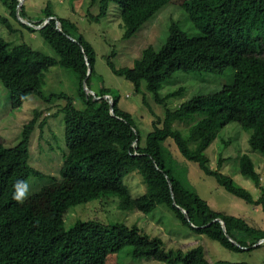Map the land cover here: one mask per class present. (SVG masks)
Segmentation results:
<instances>
[{"label": "trees", "instance_id": "16d2710c", "mask_svg": "<svg viewBox=\"0 0 264 264\" xmlns=\"http://www.w3.org/2000/svg\"><path fill=\"white\" fill-rule=\"evenodd\" d=\"M0 1L10 17L29 32L37 31L56 53V57L50 56L24 42L11 43L0 38V83L8 91L10 106L20 107L31 95L46 101L43 74L57 65L75 74L77 94L83 103V108H76L71 97L60 94L67 101L61 109L66 152L60 176L43 188L46 214H37L29 205L12 198L16 180L26 181L31 173L40 175L29 165L28 158L30 135L43 113L41 108L33 109L16 144L5 146L0 140V264H104L107 254L120 251L133 259L157 264H210L202 244L187 252L165 249L159 236H151L135 224L86 219L64 227V215L71 206L107 195L129 198L123 179L133 171L141 174L145 184V191L131 198L134 215L164 206L181 224L229 250L247 249L264 239L263 229L241 217L211 209L197 193L185 187L183 177L177 175L176 167L169 165L170 159L163 153V142L172 138L182 157L197 163L227 192L259 205L264 214V184H260L249 156L239 155L238 166L240 174L259 188L255 199L234 185L228 175L211 169L205 153L218 130L236 121L250 131L249 147L264 155V0H184L180 7L196 33L188 34L171 22L162 44L158 48L151 44L144 47L131 67H118L112 61V53L107 56L106 64L112 73L131 81L136 93L144 82L158 103L180 92L157 95L163 80L176 70L222 73L227 67L233 69L232 82L220 90L196 94L173 109L165 107L163 118L152 121L144 144L140 143L132 115L118 107V96L110 88L101 86L96 91L90 86L95 51L82 35L70 33L65 20L47 9L42 17L22 23L18 16H27L23 6L18 8L19 0ZM168 1L91 0L98 11L90 18L99 20L109 4L118 5L125 25L121 38H129ZM46 18L47 23L42 25ZM0 25L9 33L16 32L7 16L0 15ZM83 81L88 91L84 90ZM143 102L148 105L145 98ZM195 113L201 118L186 135L174 127ZM44 122L40 120L38 125ZM111 208L113 203L108 207ZM212 264L248 263L220 260Z\"/></svg>", "mask_w": 264, "mask_h": 264}, {"label": "rangeland", "instance_id": "374dc122", "mask_svg": "<svg viewBox=\"0 0 264 264\" xmlns=\"http://www.w3.org/2000/svg\"><path fill=\"white\" fill-rule=\"evenodd\" d=\"M183 1L169 0L131 37L124 39L121 35L125 25L118 5L114 3L109 4L102 18L92 20L90 15H95L98 8L96 5H91V0H19L18 8L23 6L27 17L24 19L18 16V18H21L20 22L27 24V19L36 20L42 17L47 9L65 20L64 26L70 29V33L82 35L95 51L94 73L89 81L90 86L96 91L101 86L110 88L118 96V107L132 115L139 132L140 143L144 144L146 135L152 130V121L159 117L163 118L165 107L173 109L196 94L218 91L224 85L230 84L233 79L231 67H227L222 73L205 70H176L163 80L157 95L165 97L174 91L180 92L174 96L165 97L163 103H158L155 101V94L145 89L144 82L141 84V91L136 93L131 81L111 72L106 64L107 56L112 53V61L118 67H131L144 47L151 44L158 48L162 44L168 35L171 22H175L179 29L188 34L196 33L180 7ZM0 15L7 16L12 27L16 29L15 33H9L4 26L0 25V38L11 43L24 42L34 49L56 57V53L37 31L29 32L10 17L1 1ZM47 21L45 20L44 23ZM56 24L60 29L61 24L58 21ZM43 75V92L48 99L38 101L34 99L35 95H31L18 108L10 106L8 91L0 83V140L5 146H12L18 142L21 128L31 119L34 108L40 107L41 113L43 112L38 117V122L30 135L28 158L29 165L40 175L29 174L26 182L30 184L32 192L21 203L29 205L37 214L47 213L43 188L51 183L52 179L60 176L59 171L66 152L63 132L64 113L61 109L67 101L60 94L64 93L71 97L74 107L83 108L82 100L77 94V80L70 69L57 65L44 71ZM143 98L148 102L147 106ZM46 111L51 113L48 114ZM200 118L201 115L195 113L186 121L175 123L174 127L186 135L189 127ZM40 120L45 121L42 126L38 125ZM249 133L250 131L243 129L238 122L230 121L218 130L205 153L211 169H218L221 173L228 175L234 185L244 188L255 199L259 196V188L251 179L240 174L238 166L239 155L247 154L259 174L260 184H264V155L249 147ZM163 153L170 159L169 165L176 167L177 175L183 177V185L197 193L211 209L241 217L250 225L264 230V214L261 207L247 203L219 186L215 178L204 174L197 163L182 157L172 138H167L163 142ZM123 182L128 187L129 198L118 196L119 194L107 195L71 206L64 215V227L69 228L77 220L86 219H99L107 224L116 222L129 226L135 224L141 231L151 236H159L165 249H181L187 252L197 244H202L210 264L220 260L264 264V239L258 240L255 245L247 249L229 250L181 224L164 206H157L147 214L137 211L139 214L137 217V214L134 215V211L130 210L133 208L131 198L145 191L141 174L138 171L128 173ZM112 203L114 208L109 210L108 207ZM104 264L157 263L133 259L124 251H120L107 254Z\"/></svg>", "mask_w": 264, "mask_h": 264}, {"label": "clouds", "instance_id": "9594fccd", "mask_svg": "<svg viewBox=\"0 0 264 264\" xmlns=\"http://www.w3.org/2000/svg\"><path fill=\"white\" fill-rule=\"evenodd\" d=\"M46 20H48V19H46ZM44 24L45 23H43L42 25H44ZM40 27H41V25H40ZM85 91H88V89ZM109 101H110V103L112 102L111 100H109ZM31 192H32V189L30 187V184L24 180L18 179L13 184L12 198L19 203H23L28 198V196L31 195ZM222 223L223 222H221V224Z\"/></svg>", "mask_w": 264, "mask_h": 264}, {"label": "water", "instance_id": "95a60500", "mask_svg": "<svg viewBox=\"0 0 264 264\" xmlns=\"http://www.w3.org/2000/svg\"><path fill=\"white\" fill-rule=\"evenodd\" d=\"M19 20H21V18H19ZM90 72V67H88V73ZM84 82L85 81H83V84H84ZM83 88L85 89V90H87L88 88L85 86V84H84V86H83ZM223 224V223H222ZM230 240L233 242V243H235L236 245H237V243L234 241V240H232L231 238H230Z\"/></svg>", "mask_w": 264, "mask_h": 264}]
</instances>
